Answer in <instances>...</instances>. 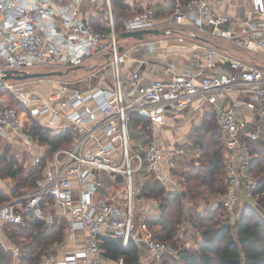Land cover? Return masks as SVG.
<instances>
[{"label": "built area", "instance_id": "obj_1", "mask_svg": "<svg viewBox=\"0 0 264 264\" xmlns=\"http://www.w3.org/2000/svg\"><path fill=\"white\" fill-rule=\"evenodd\" d=\"M124 1L132 13L122 32L157 28L164 35L196 38L191 65L180 67L164 53L159 74H145L141 66L153 57L135 53L153 51L156 40L136 39L124 47L112 0H0V135L14 131L28 139L26 126L38 123L54 134L68 131L70 139L68 146L36 157L42 165L34 188L19 198L21 208L14 200L0 203V226L21 225L24 213H31L47 223L62 216L65 236L85 232L83 245L61 257L57 244L50 245L44 257L48 264H106L102 236L120 238L123 245L132 240L141 253L158 257L181 249L157 240L136 213L139 178L152 175L179 193L183 182L171 173L173 158L164 168L165 150L154 127L144 144L132 139L133 114L155 121L190 107L201 118L212 112L225 148L227 190L215 196L210 209L223 207L233 219L255 199L251 162L252 148L262 149L256 142L264 144V67L218 51L217 41L205 37L264 55V0H250L249 13L236 24L218 10L217 0H166L162 17H155L154 0ZM84 2L91 6L82 10ZM93 16L104 28L92 24ZM92 56L100 63L85 76L54 78L45 94L35 88L43 78L4 77L7 70L31 72L26 69L36 64H60L66 73ZM104 175L115 182L113 189L120 186L119 195L101 192Z\"/></svg>", "mask_w": 264, "mask_h": 264}, {"label": "trees", "instance_id": "obj_2", "mask_svg": "<svg viewBox=\"0 0 264 264\" xmlns=\"http://www.w3.org/2000/svg\"><path fill=\"white\" fill-rule=\"evenodd\" d=\"M173 4L185 3L188 0H172ZM115 14L116 30L120 34L123 29L125 17L132 13L131 8L124 0H112ZM155 17H162L164 6L162 3L154 5ZM96 28H104L103 22L97 17H91ZM123 37L120 36V39ZM149 118L137 114L132 115L130 122V136L144 144L148 137ZM32 135L42 143H49L54 149L58 146H68L70 143L68 131L51 134L40 124L29 125ZM216 129V130H215ZM195 145L199 156L197 161L189 162L186 167H177L171 170L173 175L180 177L183 182L182 192L171 190L164 182L151 176L140 186L137 199L156 198L159 200V213L157 217L145 218L154 237L159 241L167 242L181 248L176 255H161L160 264H264V144L256 142L258 148H252V174L256 179L254 202L240 207L237 215L231 219L223 207L214 210L208 209L196 214L193 221L195 228L201 233L196 245L187 248L179 244L176 239L177 226L180 223V211L177 219H171L170 206L172 203L187 196L191 199L203 201L211 194L224 193L227 190L225 180V148L223 138L219 132L212 112L205 114L194 130ZM193 135V136H194ZM176 161H178L176 159ZM14 159L4 160L0 167V174L16 179L20 168L15 166ZM120 181L121 177L118 176ZM105 187L113 189L114 181L109 176H103ZM34 185V183H33ZM22 185H16L12 193H19ZM34 188V186H33ZM32 188V189H33ZM105 193V189H102ZM22 193L12 197L15 205L21 208L23 202L19 200ZM6 195L0 193V203L9 201ZM179 208V207H178ZM178 216V215H177ZM21 225L5 224L8 237L19 245L18 255L13 257L12 251L5 249L0 242V264H39L41 256L49 246L61 242L64 237L66 219L56 216L51 223L44 219L35 218L31 213H24ZM99 246L108 261L116 264H147L143 254L132 240L123 245L120 238L102 236Z\"/></svg>", "mask_w": 264, "mask_h": 264}, {"label": "rangeland", "instance_id": "obj_3", "mask_svg": "<svg viewBox=\"0 0 264 264\" xmlns=\"http://www.w3.org/2000/svg\"><path fill=\"white\" fill-rule=\"evenodd\" d=\"M87 5L90 7L91 5H88V3L84 2L83 6ZM81 14H84L82 11ZM167 35H154V34H146L144 39L148 40H156L160 38H164ZM207 40H215L216 45L213 46L220 52H223L225 54H238L242 55L243 57L248 58L249 60L254 61L255 64L259 66L264 67V55H262L259 52L251 51V50H240L233 45L229 43L226 39H213L210 37H205ZM137 42L136 39L133 37H123L121 39V44L124 47L132 46ZM236 56V55H235ZM100 62L97 60L95 56H92L82 62L80 67L74 68L66 73L62 74H52V75H43L39 76L40 78H43L40 85H35V88L40 92L45 94L48 90H50V87L52 86L51 80L57 77L66 78V79H76L81 78L85 76L94 66L98 65ZM26 70L31 72H48V71H66V67L60 64L57 65H41L36 64L33 65ZM39 77H31L30 79H36ZM184 117H186L184 115ZM187 118V125L185 127V130H178V132L175 130L173 131L175 135L181 134L180 139L181 141L176 143V148H181L183 150V153L178 155L176 158L178 161V165L181 168L186 167V165L196 160L199 156V153L197 149L194 147L195 142V135L194 130L196 129L197 123L200 122L201 119H197V122L193 123L191 122L189 117ZM176 120H179L176 118ZM156 121H151V123L148 125L149 132L147 133V137L149 138L151 136V130L152 127L155 128ZM26 129L28 130L27 135L28 139L25 137H20L16 133V143H9L7 135H0V167L3 164V156L4 160L7 159H14L15 160V166L20 168V172L18 177L16 179H13L9 176H4L0 174V193L3 195H6L8 199V195L11 196L10 198L13 199V196L19 193H22L21 196L26 195L28 192H30L33 188L34 179L37 176L41 165L42 160L40 158L39 162H36V157L41 156L44 154L45 156L48 154L49 150L52 149L51 145L49 143H42L38 138L34 137L29 129V126H26ZM216 130V129H215ZM51 131V130H50ZM156 131V129H155ZM159 132V130H158ZM157 132V133H158ZM51 134L52 133L51 131ZM171 132L169 131H160V135H163L164 137H169ZM159 135V136H160ZM194 135V136H193ZM179 136V135H178ZM156 138V134H155ZM163 138V137H161ZM163 140V145L166 144L165 138ZM166 147V146H165ZM166 150V149H165ZM14 166V167H15ZM177 167V164H176ZM16 185H22V188L20 189L19 193H12V189ZM121 192L120 186L118 189H114L111 191L112 194H110V190L107 192L105 190L102 191V193L105 195H108L110 197H115L116 195H119ZM105 195V196H106ZM216 194H211L208 196L206 200L202 199H191L187 196H183L182 199L179 201V203L174 202L170 206V213H171V219H177L179 217L178 212L180 211V223L177 226V232H176V239H180L179 244L182 246H186L187 248H192L196 245V241H198L201 238V233L198 232V230L195 228L193 221L196 218V214H201L202 212H205L206 210L210 209V203L214 200ZM9 198V199H10ZM8 199V200H9ZM13 201V200H9ZM143 202L148 204L150 206L149 209L143 210L144 205ZM144 203V204H145ZM159 200L156 198H150V199H136L135 200V210L138 216L140 217H151L154 214L159 213ZM179 207V208H178ZM140 212V213H139ZM144 213V214H142ZM178 215V216H177ZM8 228V227H7ZM7 228L4 225L0 226V242L3 244L5 249H8L9 251H12L13 257H16L18 255L19 245L17 243L13 242L7 235ZM69 236L63 237L61 242L56 243L57 249L56 252L61 253L60 251H65L68 249L71 245L69 244V241H71V238H68ZM69 239V241H68ZM49 249L41 256L40 263L39 264H48L46 260H44V257L48 254ZM143 259H146L147 264H160L161 258L156 255L150 254L146 252L142 256Z\"/></svg>", "mask_w": 264, "mask_h": 264}, {"label": "crops", "instance_id": "obj_4", "mask_svg": "<svg viewBox=\"0 0 264 264\" xmlns=\"http://www.w3.org/2000/svg\"><path fill=\"white\" fill-rule=\"evenodd\" d=\"M154 2H155V5L159 2V3H162L164 6L166 0H154ZM216 6L218 10L227 12L231 17L233 24H236V23H239L242 19H244L247 13H249L250 0H217ZM196 41L199 42L196 38H189L187 36L170 34L164 38L156 39L153 51L149 52L144 49L143 51H139L135 53V55H137V57H139L140 55H146L148 57L152 56L153 60L150 61L148 65H142L141 69L145 72V74L149 76H157L159 74L158 65L162 63L163 61L162 57L164 53L168 54L169 58L173 60L174 62H176L178 65H180V67L190 66L192 63V58H193L192 57L193 43ZM235 55L237 56L238 54H235ZM154 62L157 65H154ZM150 68H153L152 73H149L148 71V69ZM184 115L186 117H189L191 122L193 123H195V121L197 122L195 118L201 119V117L198 116L199 110L195 107H190L182 112L164 113L159 119L155 120L156 121V124H155L156 141L161 146V148H163L164 150L166 149L164 153V160H163V166L166 170H167L166 168L167 160L169 158H173L175 167H176V158H178L177 156L181 154V153L174 152L176 149H179V148H176V143L178 141L179 142L181 141V139L179 138L181 134H178L179 136L175 135L173 131L176 130L178 132V130H185V127L187 125L186 123L187 118L184 117ZM176 118H178L179 120H176ZM196 125H198V123ZM160 131H169L171 132V134L167 138V137H164L163 135H160ZM16 136L17 135L15 134L14 131H9L7 134L9 143H16L17 141ZM161 137L165 138L166 144H167L165 145L166 147L163 145V140H162L163 138ZM179 142L177 145H179ZM151 176L152 175H148V176L139 178L138 184L141 186L142 183L151 179ZM173 176L176 178H180L176 175H173ZM103 189H105L107 192L110 190V189H107L105 186ZM144 203L145 202H143V205H144L143 210L149 209L150 206ZM54 210L57 213L59 212V208L56 206L54 207ZM157 215L158 214H154L151 217H157ZM68 236H69L68 238H71V241H69L68 239L69 244L71 246L65 251H60L61 253L56 252L58 256L60 257L63 256L65 253L72 252L76 248L83 245V243L85 242L87 238L85 232L82 230H77L73 235H68ZM145 253H142V254H145ZM106 264H116V263L113 261H108Z\"/></svg>", "mask_w": 264, "mask_h": 264}, {"label": "water", "instance_id": "obj_5", "mask_svg": "<svg viewBox=\"0 0 264 264\" xmlns=\"http://www.w3.org/2000/svg\"><path fill=\"white\" fill-rule=\"evenodd\" d=\"M165 31L157 28H151V29H142V30H135V31H125L120 33L121 37H133L135 39H143L146 34H164ZM78 67V66H77ZM75 67V68H77ZM64 72L62 71H48V72H27V71H15V70H7L4 73V77H14V78H30V77H39L43 75H52V74H62ZM181 195H184L183 192H181ZM139 197V195H137Z\"/></svg>", "mask_w": 264, "mask_h": 264}]
</instances>
